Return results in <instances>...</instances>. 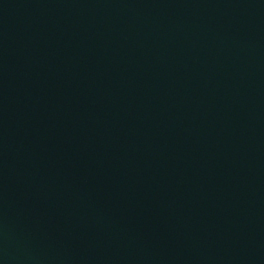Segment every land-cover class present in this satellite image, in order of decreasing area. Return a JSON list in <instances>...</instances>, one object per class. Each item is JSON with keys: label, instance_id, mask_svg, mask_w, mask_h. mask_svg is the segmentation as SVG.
<instances>
[{"label": "water", "instance_id": "water-1", "mask_svg": "<svg viewBox=\"0 0 264 264\" xmlns=\"http://www.w3.org/2000/svg\"><path fill=\"white\" fill-rule=\"evenodd\" d=\"M0 264H264V0H0Z\"/></svg>", "mask_w": 264, "mask_h": 264}]
</instances>
